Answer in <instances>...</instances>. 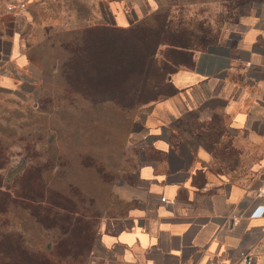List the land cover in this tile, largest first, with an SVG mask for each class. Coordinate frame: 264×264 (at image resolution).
<instances>
[{"label":"rangeland","instance_id":"1","mask_svg":"<svg viewBox=\"0 0 264 264\" xmlns=\"http://www.w3.org/2000/svg\"><path fill=\"white\" fill-rule=\"evenodd\" d=\"M47 1L34 9L26 36L32 61L21 84L0 90V190L16 196L19 206L7 213L0 201V234L16 226L26 245H39L59 264H106L101 235L143 206L141 149L129 136L148 104L170 92L169 67L142 72L131 59L104 57L99 64L90 53L88 71L75 61L74 71L64 72L68 30L112 24L117 2L129 11L138 5L144 16L155 10L147 12V0ZM261 2L152 1L197 47L228 39ZM22 161L23 169L8 178Z\"/></svg>","mask_w":264,"mask_h":264},{"label":"crops","instance_id":"2","mask_svg":"<svg viewBox=\"0 0 264 264\" xmlns=\"http://www.w3.org/2000/svg\"><path fill=\"white\" fill-rule=\"evenodd\" d=\"M38 1L0 0V90L18 87L30 65ZM135 6L113 4L112 25L143 19ZM238 27L205 50L165 56L171 92L129 136L145 199L101 235L106 264H264V0Z\"/></svg>","mask_w":264,"mask_h":264},{"label":"trees","instance_id":"3","mask_svg":"<svg viewBox=\"0 0 264 264\" xmlns=\"http://www.w3.org/2000/svg\"><path fill=\"white\" fill-rule=\"evenodd\" d=\"M44 4L49 3L47 0H41L30 6L34 21L36 18L34 9ZM159 9L125 28L110 23H102L68 30L66 42L63 44L66 53L64 60L61 58L64 62V72L74 71L73 63L75 61L83 64V71H88L93 55L97 57L99 64H102L101 59L104 57H116L118 60L131 59L135 64L140 65L142 72H147L156 68L157 65L160 67L161 64H164L169 67V72L166 75L168 76L174 70L173 66L165 60V56L169 52L205 50L217 44L207 43L200 47L191 46L185 39L187 30L182 29L179 25L175 26L169 14L163 13L161 8ZM136 31L140 34L133 38L132 33ZM191 35L193 36L192 33ZM153 41H155L154 44L148 43ZM30 60L32 61L31 58ZM164 83L169 86L167 77L164 78ZM0 201L4 203L7 213L17 212L19 207L17 198L10 191L0 190ZM16 228V226L10 227L9 231L6 229L0 234V264H59L55 258L57 256L43 253L39 245H26L24 236L18 233Z\"/></svg>","mask_w":264,"mask_h":264},{"label":"built area","instance_id":"4","mask_svg":"<svg viewBox=\"0 0 264 264\" xmlns=\"http://www.w3.org/2000/svg\"><path fill=\"white\" fill-rule=\"evenodd\" d=\"M21 7L23 8V7H25V5L22 4ZM259 193L264 197V185L259 190ZM239 264H253V260L250 256H244L241 258V261Z\"/></svg>","mask_w":264,"mask_h":264},{"label":"water","instance_id":"5","mask_svg":"<svg viewBox=\"0 0 264 264\" xmlns=\"http://www.w3.org/2000/svg\"><path fill=\"white\" fill-rule=\"evenodd\" d=\"M25 161H22L18 166L14 167L8 172V178H13L15 177L24 167Z\"/></svg>","mask_w":264,"mask_h":264}]
</instances>
